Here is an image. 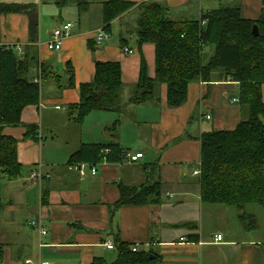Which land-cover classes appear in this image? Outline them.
I'll list each match as a JSON object with an SVG mask.
<instances>
[{
	"label": "crops",
	"instance_id": "crops-1",
	"mask_svg": "<svg viewBox=\"0 0 264 264\" xmlns=\"http://www.w3.org/2000/svg\"><path fill=\"white\" fill-rule=\"evenodd\" d=\"M108 1L0 0V5H36L38 62L66 81L69 64L75 84L62 91L58 89L62 82L50 79L51 84L42 88L40 104L23 111L22 125L3 132L18 141V161L23 170L18 178L0 173V245L4 246L0 264H95L96 260L113 263L118 257L119 242L141 243L142 250L151 253L150 264H264V230H260L262 225L264 228V211L255 205L239 211L203 203L200 174H196L200 171L202 134L234 130L247 115L240 103L233 102L240 98L239 84L218 78L210 83L193 82L188 87L186 103L175 109L168 106L167 85L161 84L158 108L131 105L141 68L137 37L132 39L130 31L123 30V22L131 14L113 22V30L115 25L120 26L117 39L112 32L102 44L95 40V35L103 30L104 5ZM126 1L164 3L181 13L178 20H199L207 12L231 6L234 0ZM79 2L88 7L84 9L85 5ZM263 4V0H240L235 6L243 18L258 20ZM67 22L74 27L64 39L62 50L50 51L47 43L53 31ZM122 34L127 36L129 43L125 48L133 50L132 54L124 53L125 48L120 45ZM29 42L28 15L0 11V48L15 45L24 51ZM142 51L148 75L154 79L155 45L145 43ZM210 53L208 61L214 54ZM97 61L120 64L124 87L134 88L123 103L135 113V119L122 120L124 104L120 113L92 112L83 124L56 117L54 112L62 106L79 103L80 86L94 80ZM32 76L37 77V73L33 71ZM261 91L264 101V85ZM197 113L199 118L195 121ZM90 117L94 120L85 125ZM116 121H120L118 131L115 135L108 133L107 128ZM205 121L212 122L210 130ZM32 125L33 135L26 136L27 127ZM48 136L52 137L50 144H46ZM112 142L127 150L124 161L101 162L95 176L87 169V175L81 177L72 160L81 145ZM137 153L143 157L131 161L129 155ZM35 171L41 173L40 179L31 178ZM156 182L160 184L159 202L115 208L121 186L141 187ZM233 219L236 225L232 224ZM33 221L48 234L41 236L31 226ZM224 224L231 235L221 232L219 226ZM218 235L223 236L222 241L216 240ZM108 241L113 242L115 249L106 247Z\"/></svg>",
	"mask_w": 264,
	"mask_h": 264
},
{
	"label": "trees",
	"instance_id": "trees-1",
	"mask_svg": "<svg viewBox=\"0 0 264 264\" xmlns=\"http://www.w3.org/2000/svg\"><path fill=\"white\" fill-rule=\"evenodd\" d=\"M79 4L85 5L84 9L88 7L83 2ZM136 5L141 6V13L133 34L140 49L141 68L130 104L139 106L150 101L158 104L157 89L161 84L167 85L168 106L175 109L186 103L188 87L193 82L210 83L218 78L238 83L240 105L247 108V119L234 130L202 134L201 198L208 205L233 207L239 211L255 205L264 211V101L261 91L264 85V4L258 20L243 18L238 6H222L205 13L199 20H174L169 17L170 9L164 3L135 4L126 0H109L104 5L103 30L112 35L113 22ZM0 11L27 14L29 17L30 42L21 55L15 45L0 48V173L8 178H18L23 170L18 161V141L3 132L8 127L22 125L23 111L40 104L44 80L61 82V77L38 62L35 45L39 39V13L36 5H0ZM254 25L259 28V36L252 34ZM122 35L120 45L125 48L129 42L127 36ZM145 43L155 45L154 79L148 75L142 51ZM206 46H213L214 54L204 63ZM67 69V81L58 86L62 91L75 85L74 71L69 64ZM33 71L37 73L35 78ZM121 74L118 62L97 61L94 80L80 86L79 103L69 106L71 120L83 124L92 112L120 113L124 88ZM119 126L120 121H116L107 131L115 135ZM34 131L35 126H28L26 136H32ZM127 153L117 142L83 143L72 160L74 164L98 165L105 159L107 163H121ZM120 191L121 197L115 208L160 201V184L157 182L141 187L121 186ZM116 249L118 257L115 262L96 260L94 263L153 262L150 252L134 253L128 244L119 242ZM3 257L4 246L0 245V263Z\"/></svg>",
	"mask_w": 264,
	"mask_h": 264
},
{
	"label": "rangeland",
	"instance_id": "rangeland-1",
	"mask_svg": "<svg viewBox=\"0 0 264 264\" xmlns=\"http://www.w3.org/2000/svg\"><path fill=\"white\" fill-rule=\"evenodd\" d=\"M238 2H240V0H234L233 2H232V4H231V6H235V5H238ZM127 13H130L131 15L129 16V18H128V20L127 21H124L123 22V30H130L132 33H131V36H133L132 37V39H134L135 37H136V35L135 34H133V32L135 31V29L137 28V25H136V21H137V19L139 18V15H140V13H141V6H139V5H136V6H133V7H131L128 11H127ZM179 15H181V13H179V12H176L175 10H170V12H169V17L170 18H172V19H174V20H178V18L180 17ZM122 29V28H121ZM119 31H120V26L119 25H115L114 26V30H113V33L115 34L114 35V39H117L118 38V36H119ZM118 32V33H117ZM125 33V32H124ZM131 44H133V42H131ZM210 52H214V48H213V46H206L205 48H204V52H203V60H204V62L206 63L207 61H208V59H209V56H210ZM66 76L68 77V74H66ZM62 79V83L61 84H64L65 82H66V78H61ZM50 79H48V81H49ZM46 80H44L43 81V89H44V86H46L47 85V87L51 84V82L52 81H49V82H47ZM129 91H131V93H133V91H134V88L133 87H131V88H127V87H124L123 88V92H124V98L122 97V104H124V107H125V110L126 111H124L123 112V114H122V120L123 121H125L124 119H126V120H128V119H135V113H133V111L129 108V107H127V105L125 104V103H123L124 101H125V99H128V93H129ZM158 93H160V87H158V89H157V94ZM159 98H160V96H159ZM159 104V103H158ZM158 104H156L154 101H150V102H148L147 103V105H150V106H154V107H156V108H158ZM127 108H129V109H127ZM243 108V110L246 112V111H248L247 110V108H245V107H242ZM122 109H123V106H122ZM54 112V111H53ZM70 112H71V110H70V107L69 106H62V109L61 110H59V111H55L54 113H57L58 115L56 116V115H54V113H53V115L52 116H56V117H58V118H63V120L64 121H68L69 122V120H70ZM123 115H125V117L123 116ZM247 115H248V112H247ZM247 115L245 114V115H243V118H242V120H245V119H247ZM94 117H90L88 120H86V123H85V125L87 124H90V122H92L94 119H93ZM198 118H199V114L197 113V115H196V120L195 121H198ZM71 121V120H70ZM71 122H73V121H71ZM211 121H205V127L207 128V129H211ZM76 124V123H75ZM84 125V126H85ZM109 132H111V131H108V133ZM73 136H74V134H72ZM58 141V140H57ZM52 142V137L51 136H48L47 137V140H46V144H50ZM143 145H144V143H142ZM132 149L133 150H135L136 148H134L133 146H132ZM259 208V207H258ZM261 209V208H260ZM257 210H259V209H257ZM262 210V209H261ZM261 210H259L260 212H263V211H261ZM232 224L233 225H236V220L235 219H233L232 220ZM226 224H224V225H222V226H219L221 229H223L221 232L223 233V234H228V235H231L232 233H231V231L229 232V231H227V230H225L226 229V226H225ZM260 230H264V228H263V225H262V229H260ZM133 244H131L130 245V247L132 246Z\"/></svg>",
	"mask_w": 264,
	"mask_h": 264
},
{
	"label": "built area",
	"instance_id": "built-area-1",
	"mask_svg": "<svg viewBox=\"0 0 264 264\" xmlns=\"http://www.w3.org/2000/svg\"><path fill=\"white\" fill-rule=\"evenodd\" d=\"M73 27H74V24L72 22H67V23L63 24L61 27L55 29L52 33L51 40L47 43V47L49 48V50L54 51V52L61 51L62 46H63V41L66 37L70 36ZM110 37H111V35L109 33L105 32L104 30H100L95 35V40L98 44H102L104 41L109 40ZM17 51L21 54L23 50L18 46ZM124 53L132 54L133 50H131L129 48H125ZM233 102L234 103H240V99H238V98L234 99ZM207 119H211V117L207 116ZM129 157H130L131 161L136 162L143 157V154L142 153H137L135 155L130 154ZM105 160H103L102 162H106ZM97 166H99V165H92V164H85V163H79V164L74 165L75 169L77 170V172L79 173V175L81 177H85L87 175V169H89L91 171V174L95 176L98 173ZM196 174H200V171L196 172ZM31 178L32 179H40L41 173L39 171H35L31 175ZM31 226L38 229L41 236H46L48 234V231L45 228H43L41 226V224H39L36 221L31 222ZM222 239H223L222 235L216 236L217 241H222ZM106 247L110 250L115 249V246H114L112 241H108L106 243ZM131 250L134 253L142 251V244L141 243H134L131 246ZM46 264H50V263H46Z\"/></svg>",
	"mask_w": 264,
	"mask_h": 264
},
{
	"label": "water",
	"instance_id": "water-1",
	"mask_svg": "<svg viewBox=\"0 0 264 264\" xmlns=\"http://www.w3.org/2000/svg\"><path fill=\"white\" fill-rule=\"evenodd\" d=\"M252 34H253L254 36H259L260 31H259V28H258L257 25H254V26H253Z\"/></svg>",
	"mask_w": 264,
	"mask_h": 264
}]
</instances>
